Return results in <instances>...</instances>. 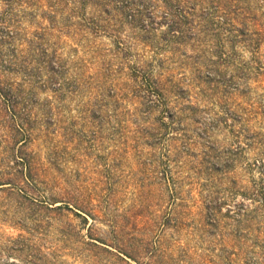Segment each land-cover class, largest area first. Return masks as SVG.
Instances as JSON below:
<instances>
[{
  "label": "rangeland",
  "instance_id": "rangeland-1",
  "mask_svg": "<svg viewBox=\"0 0 264 264\" xmlns=\"http://www.w3.org/2000/svg\"><path fill=\"white\" fill-rule=\"evenodd\" d=\"M122 1L125 0H88L83 7L77 2L68 3L56 8L54 27L44 33L37 25L45 22L38 16L21 24L23 29L18 31V40L13 44L18 55H27V41H30L36 58L58 66L59 81L78 89L77 94H67L69 113L63 114L62 125L71 116L76 120L74 128L81 130L64 146L63 177L68 181L69 195L86 207L83 211L88 215L85 222L73 211H62V216L43 211L44 221L40 225L45 235L39 239L36 232L22 230L15 223L14 215L21 216V212L7 187L2 188L0 264H153L146 254L150 230H154L148 218L159 200L158 191L150 192L146 185L149 174L145 163L156 159L161 152L174 158V147L179 151L187 139L191 143L188 153L179 152L175 157L178 165H182L176 168L178 177L188 174L200 181L209 177L198 170L204 165V146L210 144L218 153L223 152L221 157L232 165L227 175L215 174L213 179L226 182L233 177L237 189L257 194L255 199L264 197V68L249 61L250 52L244 43L236 44L232 63L205 68L194 61L197 55L209 50V45L189 38L197 33H186L189 36L181 40L172 37L167 26L172 24V18H163L164 7L160 2L142 0L153 18L143 17L131 24L120 15ZM250 6L257 8L255 15L263 20L264 6L258 7L256 3ZM87 22L100 28H87ZM140 23L148 26V30L138 28ZM202 34L207 41L209 34ZM224 47L229 50L228 44ZM242 60L249 63L243 65ZM44 62H35L32 67L42 81H48L53 74ZM134 64L149 68L153 77H159L168 92V105L175 111L174 123L181 121L179 127L184 128L163 129L161 142L152 148L143 145L132 148L129 144L132 133L119 136L108 129L97 132L95 123L82 110L96 101L111 79L128 89ZM49 94L47 90L40 92V100ZM123 106L120 111L127 117L132 106L128 103ZM118 137L121 143L116 141ZM123 138L128 140L122 143ZM40 151H45L43 145ZM189 166L194 167L192 171L188 170ZM241 196L237 194L226 201L230 212ZM188 217L193 224L168 228L164 235L169 243L181 247L174 251V257L179 250L185 251L183 264H203L209 258L212 264H244L245 251L252 248L258 251L250 239L234 238L231 224L217 227L210 234L212 229L199 225L203 218L200 204L190 207ZM65 223L71 224L72 237L62 238L58 233L59 225ZM30 226L33 224L28 222L26 227ZM212 247L215 254L222 249L221 258L212 255Z\"/></svg>",
  "mask_w": 264,
  "mask_h": 264
},
{
  "label": "trees",
  "instance_id": "trees-1",
  "mask_svg": "<svg viewBox=\"0 0 264 264\" xmlns=\"http://www.w3.org/2000/svg\"><path fill=\"white\" fill-rule=\"evenodd\" d=\"M87 1L0 0L2 34L0 35V191L7 187L10 198L21 212V216L14 215L15 223L22 230L36 232L39 239L45 235L40 225L44 221L41 215L43 211L55 212L59 216L63 215L62 211H73L87 222L88 213L83 211L86 207L69 195V184L63 177L64 146L71 143L72 136L81 131L74 128L76 120H72L71 116H68L69 121L62 125L63 114L69 113L67 94H77L78 89L76 86H67L66 82L59 81L61 75L58 66H53L51 61L44 62L36 58L30 41H27L25 56H19L13 44L18 40L17 33L23 29L21 24L24 20L31 21L36 16L40 17L45 23H38L37 26L44 33L54 27L56 8L60 9L68 3L75 2L83 7ZM152 1L160 2L164 7L163 18H172V24L167 25L172 37L180 39L188 37V33H197L189 38L209 45L207 52L203 51L197 55L195 63L210 69L222 63H232L236 44L244 43L243 46L250 52L249 61L264 68V49H262L264 19L257 18L255 15L257 8L250 6V3H256L258 7H262L264 0ZM120 7V15L128 23H135L136 20L138 23L143 17L153 18L151 11L146 10L142 0H125ZM64 21H67V18ZM188 21L192 22L187 27ZM86 24H88L86 27L92 30L100 28L96 23ZM147 27L141 23L138 25L143 31H147ZM195 27H197L196 31ZM202 33L209 34L207 40L209 44L202 38L204 37ZM226 44L229 50L224 47ZM35 62L47 63L53 77L47 79L48 81H42L32 67ZM241 62H244L243 65L246 64L243 60ZM148 66L150 67L149 63ZM150 72L149 68L147 70L143 66L134 64L129 74L131 85L128 89L118 83L116 85L115 79H111L108 85H104L102 94H98L97 97L95 95L96 101L88 104V108L82 109L95 123L97 132L108 129L119 136L132 133L134 136L129 140L132 148L141 145L152 148L161 142L163 129L171 126L173 130L184 129L179 127L181 121L174 123L176 115L168 105L167 89L160 82L159 77H153ZM45 90L50 94L40 100L39 93ZM127 103L132 106V111L125 117L120 110L125 108L123 105ZM80 114L78 111V115ZM80 117L84 116L80 115ZM120 140L119 137L116 139L121 143ZM122 140V143H125L128 138ZM190 144L187 139L181 148H178L179 151L174 147V158H170V154L166 152H161L156 159H150L145 163L149 174L146 177L149 180L146 185L150 192L158 191L159 200L154 204L156 210L149 212L148 219L151 220L150 225L154 230H150L152 235L146 250L148 259L153 264L186 262L184 250H179L177 257L173 256L174 251L181 247L177 243L176 245L169 243L164 235L168 228L176 229L190 225L192 223L188 217L190 207L200 204L203 218L199 225L209 227L210 230L212 229L210 234H213V230L217 227L224 228L231 224L234 238H241L243 241L250 239L251 245L258 247V251H253L251 247L252 250L244 252V264H264V197L255 199L257 194H247L237 189V181L233 177L226 182H222L221 178L213 179L215 174L227 175L232 165L228 159L221 157L223 152L218 153L210 144L204 146L205 152L202 158L204 165L198 170L205 172L209 177L202 181L192 179L188 174L182 178L178 177L179 171L176 168L182 165H178L175 157L179 152L188 153ZM41 145L45 149L44 152L40 151ZM193 168L189 166L188 170L192 171ZM237 194L243 196L234 204L235 209L230 212L226 201L237 197ZM57 202L59 204L55 205ZM224 205H226L225 212L222 213ZM148 206L153 205L148 204ZM28 222L33 226L26 227ZM72 232L70 223L59 225L58 233L62 238L72 237L70 234ZM121 250L118 251L124 253ZM219 251L215 254L213 247L210 250L212 255L221 258L223 251L222 249ZM212 263L213 260L209 258L203 264Z\"/></svg>",
  "mask_w": 264,
  "mask_h": 264
}]
</instances>
